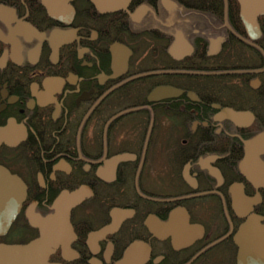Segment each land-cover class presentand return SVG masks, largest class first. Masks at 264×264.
Wrapping results in <instances>:
<instances>
[{"label":"flooded vegetation","instance_id":"af4514ba","mask_svg":"<svg viewBox=\"0 0 264 264\" xmlns=\"http://www.w3.org/2000/svg\"><path fill=\"white\" fill-rule=\"evenodd\" d=\"M123 2L0 0V264H264V0Z\"/></svg>","mask_w":264,"mask_h":264},{"label":"water","instance_id":"95a60500","mask_svg":"<svg viewBox=\"0 0 264 264\" xmlns=\"http://www.w3.org/2000/svg\"><path fill=\"white\" fill-rule=\"evenodd\" d=\"M127 0H124L123 4H126ZM4 174H2V180H8L6 178L10 177L6 171H3ZM11 178V177H10Z\"/></svg>","mask_w":264,"mask_h":264}]
</instances>
